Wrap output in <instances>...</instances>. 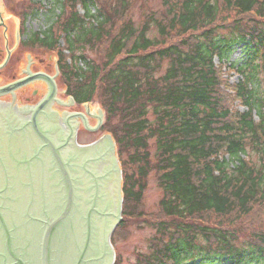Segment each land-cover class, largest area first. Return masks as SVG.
<instances>
[{
	"label": "trees",
	"instance_id": "trees-1",
	"mask_svg": "<svg viewBox=\"0 0 264 264\" xmlns=\"http://www.w3.org/2000/svg\"><path fill=\"white\" fill-rule=\"evenodd\" d=\"M160 1L137 25L133 0H56L59 17L26 42L57 51L67 92L77 103L96 97L105 112L122 170L114 231L139 215L152 172L162 190L152 264H264L263 230L237 247L234 225L220 222L264 210V0ZM235 48L230 69L243 79L229 85L213 58ZM208 215L220 221L210 225Z\"/></svg>",
	"mask_w": 264,
	"mask_h": 264
},
{
	"label": "flooded vegetation",
	"instance_id": "flooded-vegetation-1",
	"mask_svg": "<svg viewBox=\"0 0 264 264\" xmlns=\"http://www.w3.org/2000/svg\"><path fill=\"white\" fill-rule=\"evenodd\" d=\"M7 21L4 10L0 9V89L17 81L24 82L14 89L0 90V264H9L11 260L14 262L11 264H19L16 258L26 264H38L43 228L38 220L60 211L66 191L60 160L74 180L76 202L62 232L57 229L53 235L52 256L55 264H65L67 260L68 264H75L79 258L75 255L77 242L80 244L76 233L79 235L81 230L82 237L85 234V210L111 211L114 207L115 148L106 133L92 150L75 146L87 145L80 142L81 129L91 134L101 131V114L89 112L87 107L84 114L57 111V107L79 106L66 89L59 93L57 60L53 74L45 71L44 63L39 60V67L33 70L35 62L31 61L30 53L25 56L24 64L19 62L18 54L22 53L19 47L27 42L22 40L18 29L12 37ZM12 57L19 64L12 63ZM61 96H67L66 100ZM91 119L95 124L92 128L87 124ZM88 219L93 223L87 241L91 252L95 247L94 227L101 217L96 214L92 220L89 215ZM61 243L65 248H60Z\"/></svg>",
	"mask_w": 264,
	"mask_h": 264
},
{
	"label": "rangeland",
	"instance_id": "rangeland-1",
	"mask_svg": "<svg viewBox=\"0 0 264 264\" xmlns=\"http://www.w3.org/2000/svg\"><path fill=\"white\" fill-rule=\"evenodd\" d=\"M133 8L131 9V16L134 24H140L143 20L142 11L145 8L149 10H159L161 7L160 0H133ZM39 4V5H38ZM35 7V8H34ZM37 7H39L37 9ZM0 9L4 10V18L8 19V26L10 33L14 34L15 29H19L21 32L22 40H26L28 35L33 33H37L38 31L43 32L46 27L51 26L54 21L57 19L56 15H60L61 7L56 4V0H0ZM25 16V20L22 17ZM59 17V16H58ZM24 21V22H23ZM20 25H19V24ZM19 25V26H18ZM229 29L221 30L222 34H228ZM155 28L152 26L150 31L148 32L150 37H153L155 34ZM14 43L13 38H11V45ZM60 43V41H59ZM25 46H20L19 51L22 52L20 55V60L22 64L26 61L25 56L30 53L31 61L34 63V68H38L37 62L42 61L44 63V70L48 71L50 74H53L55 71L53 70L54 63L57 58V51L54 53L49 52H41L38 47L32 46L29 43H23ZM85 50L88 58L95 59L97 62L100 60L101 51L93 52L89 46L86 47ZM57 50V49H56ZM24 51V54H23ZM31 51V52H30ZM241 56V52L239 48H235L227 59L228 62H237ZM17 58V56H16ZM39 60V61H38ZM12 63L15 65L19 64L18 61L12 57ZM40 63V62H39ZM223 72V77L230 76V81L233 80L234 74H230V72ZM259 79H260V90L262 94H264V71H259ZM59 83V93L62 94V89H65L64 82L62 79L57 81ZM68 95V94H67ZM67 96H61L62 100H66ZM237 106L241 107L238 102L235 103ZM79 106H71L67 109H62L61 107H57V111H66L67 113L78 112L83 113L85 111V107L88 108L89 112L100 113L101 117L105 116V112H103V108L101 107L100 102H98L97 98L94 97L89 102H80ZM243 110V108H239ZM86 119L88 116L85 114ZM89 127H93L94 121L91 119L89 123L87 122ZM103 130L101 129L98 133H92L90 131H84L81 129L79 132L80 142H84L85 144H91L94 140H96L101 134ZM252 159H256V155L254 153L251 154ZM120 166V165H119ZM121 168V166H120ZM146 189L144 190L141 204L139 205L138 216L132 217L129 220H125V223L118 228L117 231H113L110 236V243H112L115 259L114 264H150L152 262V258L154 255V250L159 247V232L157 230V226L155 223L159 221L156 219L159 214L158 203L161 198L162 190L158 186L156 181V176L150 172L148 174V178L146 181ZM123 212V211H122ZM206 221L210 225H214L218 223L220 220L218 217L208 215L206 216ZM220 222L223 224H230L235 228L236 236L239 233V240L234 241L232 244L234 246H244L243 240H248L252 232L255 231L260 232V230L264 231V210L259 208L254 209L252 212L248 213L247 217L240 216L239 218L228 217L227 219H222ZM250 223H255L251 225ZM236 226V227H235ZM198 243H202L203 239L200 237L197 238ZM152 264V263H151Z\"/></svg>",
	"mask_w": 264,
	"mask_h": 264
},
{
	"label": "water",
	"instance_id": "water-1",
	"mask_svg": "<svg viewBox=\"0 0 264 264\" xmlns=\"http://www.w3.org/2000/svg\"><path fill=\"white\" fill-rule=\"evenodd\" d=\"M24 81H17L14 82V84L10 86L3 87V89H0L1 91L11 90L14 89V87L20 86L23 84ZM104 132L91 144H87L88 146L80 147L79 149H93L97 144L100 142L101 136L104 135ZM55 152V151H54ZM56 155V153H55ZM56 158L57 155H56ZM60 160V158H58ZM59 167L62 170L63 178L65 179V194L62 198V203L60 207V211L52 214L51 217L46 215L45 220H38L41 224H43L42 232H41V238H40V244H39V251H38V257L39 262L38 264H55L54 258L52 256V251L54 249V242L53 235H55V231L58 229L61 230L65 224V222H68L74 208V203L76 202V190L74 189V180L71 179V176L69 175V172L67 171V168L64 167L62 161H59ZM114 166V164H113ZM113 177H114V185H113V191H112V199H114V207L112 210H106V211H99L96 209L91 210H85L84 216H86V222L85 227L83 229L84 233L82 237V233L79 231V235L76 233V237L80 244H78V249L75 252V255L78 254L79 258L77 259L75 264H110L109 261V253L111 249H113L109 246L110 245V239L109 236L112 233V230L115 228V226L118 225V223L121 221V200L117 199V183L120 180V176H118L116 167L113 168ZM120 174V172H119ZM24 202V201H23ZM96 214H99L101 217V222H96L95 225V232L96 235H94V243L95 247L94 250L91 252H88L89 249V239L91 238V228L93 230V223L90 222L91 220L88 219L89 215H92V220L96 216ZM76 231V229H75ZM87 233V234H86ZM93 237V236H92ZM85 243V245H84ZM60 248H65L64 245L61 243L59 244ZM84 245V246H83ZM110 247V248H109ZM9 251V250H8ZM114 251V249H113ZM116 254V253H115ZM15 259V257H13ZM16 263L19 264H26L25 261L21 258H16ZM68 261V260H67ZM67 261H65V264H68ZM70 261V260H69ZM14 263L12 260L9 264Z\"/></svg>",
	"mask_w": 264,
	"mask_h": 264
}]
</instances>
